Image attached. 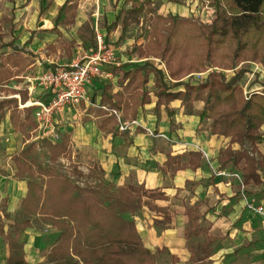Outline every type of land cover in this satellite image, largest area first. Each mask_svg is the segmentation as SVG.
Returning <instances> with one entry per match:
<instances>
[{
    "label": "trees",
    "instance_id": "trees-1",
    "mask_svg": "<svg viewBox=\"0 0 264 264\" xmlns=\"http://www.w3.org/2000/svg\"><path fill=\"white\" fill-rule=\"evenodd\" d=\"M79 1L66 0L58 10L53 27L46 31L60 33V27L74 25ZM132 1L134 11L138 13L152 9V0ZM209 6L214 10L211 23L173 14H155L146 33L140 36L143 41L136 42L133 49L141 61L123 63L120 90L111 92L109 86H104L100 99L94 101L110 116L109 121L116 123L117 118L111 111L122 112L124 119L132 122L140 107L152 103V92L158 98L155 108L159 110L165 105L170 117L174 111L169 108V103L179 99L186 106L187 114L198 115L201 122L211 119L212 132L230 139L219 158L220 167L236 166L244 161L241 167L244 183L262 184L264 156L256 145L264 141V89L247 95L241 80L251 72L256 76L251 84L264 86L259 73L254 72L255 64L264 69V0H211ZM119 23L122 26L120 39L123 40L130 19L120 14L109 23L105 18L100 31L107 46H112L108 38ZM33 39L34 32L20 50ZM8 45L13 46L14 42ZM13 60L10 54L5 60L0 57V75L4 71L7 79L12 77L8 63ZM3 80L0 77V82ZM151 82L154 90L148 86ZM14 91L0 99V123L9 115L15 130L29 124L37 130L33 107H21L30 100L29 88ZM195 101H203L204 107L197 110ZM100 106H107L108 110ZM247 142L253 145L257 156L245 149L238 156L232 155L234 145L243 147ZM51 143L52 159L71 156L67 137ZM37 146L36 142L26 144L24 149L12 155V159L18 175L26 173L30 177L28 193L22 201L24 209L51 217L60 231L54 243L53 253L57 258L54 264H155V254L143 244L134 215L146 204L151 210L164 212V221L171 222L166 208L152 203L166 199L168 195L159 188L147 190L145 186L133 184L80 186L70 176L43 165L35 156ZM187 155L194 162L192 167L200 165V151L191 150ZM177 157L169 155L168 160ZM199 208L198 203L186 207L188 235H199L206 230L199 224L200 219H204ZM30 226L29 219L16 223L13 242L21 248L20 255L14 246L11 247L7 264H26L20 239Z\"/></svg>",
    "mask_w": 264,
    "mask_h": 264
},
{
    "label": "crops",
    "instance_id": "crops-1",
    "mask_svg": "<svg viewBox=\"0 0 264 264\" xmlns=\"http://www.w3.org/2000/svg\"><path fill=\"white\" fill-rule=\"evenodd\" d=\"M65 1L0 0V33L4 34L2 36L4 41L19 40L24 44L34 32L30 47L26 46L24 50H20L23 45L18 46L14 43L10 46V51L0 50V57L3 60L9 54L15 59L8 63L12 77L7 79L5 72H1L0 77L4 80L0 82V99L5 95H11L14 90L23 88L11 86L10 82L14 79L25 77L26 80L33 81L39 75L45 74V66L34 67L37 63L32 61L35 59L33 54L37 53L33 46L37 47L39 41L45 46L49 41H44L45 36L54 38V35L58 34L46 29L53 27L58 10ZM162 1L166 13L160 14H179L184 18L192 17V12L197 6V0ZM114 5L104 13V21L106 18L111 23L120 14L127 17L128 14L124 10L133 12L135 9L132 0H114ZM28 8L34 10V19L24 24L20 14L26 13ZM8 17L13 19L9 31L6 30L4 23ZM120 27L121 23L116 30ZM139 38L143 41V37ZM31 56L32 60L29 59ZM132 56L127 61H141L134 57L137 56L136 52H133ZM25 60L28 61L24 66L26 71H22ZM106 75L110 77L111 73L108 72ZM5 86L10 87V91H3L2 88ZM29 102H33L31 97L30 101L21 107L31 106ZM155 105L156 98L153 96L152 103L140 107L135 123L124 131L119 130V124L109 121L110 116L99 108L100 113L95 109L89 113H86V109L85 113L69 112L66 118L72 122L63 123L61 130L64 131L63 137L69 139L72 149L71 156H67L70 162L77 165L80 174L101 172V184L115 187L133 184L145 186L147 190L159 188L168 195V198L158 199L152 203L166 208L171 216V222L164 221V212L151 210L146 204L134 215L145 246L152 252L167 248L182 262L192 258L185 236L189 225L186 207L198 203L199 212L204 216L199 224L204 228L205 224H208L210 241L216 242L206 256V264H264V218L246 207V199L240 189L236 190V183H239V180L225 177L231 167L236 166L229 164L224 168L220 167L219 156L228 146L230 139L212 132L211 119L201 122L198 115L187 114L178 99L170 104L171 110L174 111L171 117L165 105L159 110L155 109ZM203 106V101L195 102L197 110H201ZM1 123L12 124L9 115ZM262 130L264 131V126ZM191 150L202 153V160L197 167L191 166L194 162L187 155ZM257 150L264 155V141L257 143ZM254 153L258 155L257 152ZM169 155L178 157L168 160ZM185 159H188L189 164H183L182 160ZM206 159L209 163L205 161ZM238 173L243 175L242 169ZM209 178L208 187L203 180ZM263 185L264 183L252 182L246 184V187L248 190L262 192ZM216 189L218 193L214 192ZM246 196L257 203H264V191L250 195L246 193ZM156 224H161L159 231ZM218 237L223 239L219 240Z\"/></svg>",
    "mask_w": 264,
    "mask_h": 264
},
{
    "label": "rangeland",
    "instance_id": "rangeland-1",
    "mask_svg": "<svg viewBox=\"0 0 264 264\" xmlns=\"http://www.w3.org/2000/svg\"><path fill=\"white\" fill-rule=\"evenodd\" d=\"M152 1V9H147L141 14L136 11L126 12V10H124L125 13L128 14L127 17L130 19L131 24L127 31L126 37L123 40L120 39L122 27H120L119 30L112 31V33L109 35L108 40L112 46H115L123 63L127 62L129 57H133L132 51L134 49L135 43H140L142 39L139 37L146 33L153 16L160 12L166 13V10L164 9V2L162 0ZM210 2L211 0H197V6L194 9V12H192V17L189 18L196 19L201 23H211L214 17V10L211 6H209ZM116 5H118V3ZM114 6V0H80L76 23L74 25L62 26L61 32L57 35L55 34L54 38L45 36L44 41L46 42L49 40L46 42L45 46L41 41L38 42L37 47L33 46L37 54H33L35 59L32 60V56L29 57V59L37 63L34 67L39 65H42V67L45 66L44 73H46L49 69L54 70L52 67L53 65L56 66L55 69L69 67L72 63L81 60L85 55L96 52L97 48H94V44H97V35L102 34L100 28H103L104 13L106 10H110ZM44 11L45 10L43 9V12ZM33 15L34 10L28 8L26 13L20 14L21 21H23L24 24H26V22L30 23L34 19ZM176 16L181 17L179 14ZM12 21L13 19L11 17L5 19L4 23L7 31L11 29L9 25ZM37 32L39 31H36V33ZM3 35L4 34L0 36V50L3 49L4 51H10L11 47L8 45L9 41H4L2 37ZM13 42L18 46H24V44H22L19 40H14ZM28 47H30V44L27 45V48ZM134 57L137 58V56ZM153 60L156 62L160 61V59L157 58H153ZM27 63V60L23 62V69H21L22 71H26L24 66ZM18 71H20V69ZM108 72L111 73L110 77H106V73ZM254 72L259 73V80L264 84V69L262 65L255 64ZM41 75H39V77L33 81H28L25 79V77L22 79H14L10 82V85L23 88L30 86L28 88L33 102L47 101L54 95L53 93L49 92L48 89L44 87V85L41 84L40 78L44 74L42 76ZM23 76H25V74ZM121 76V67L106 68L103 76L98 77L95 82L87 89V99L85 101H83L79 106L66 105L63 110L57 111L54 116V126L56 133L59 135L58 139H52V134L48 135V133L44 134L39 132L38 129L34 130L30 124L25 126V128L15 130L11 123H0V264H7L9 262L10 249L13 246L17 254L20 255L21 248L13 242L15 236V225L17 222H22L26 219H29L31 222V226L23 231L20 239V245L25 251L24 258L26 260V264H54L57 259L53 253L54 243L60 234V231L54 226L51 217L27 212L24 209L22 201L28 193L27 183L30 177L26 173L18 175V169L14 160L12 159V155L22 150L26 144L36 142L38 146L35 151V156L43 165L54 168L60 174L70 176L72 180L77 182L80 186L99 187L101 184L100 179L102 178L101 172L94 171L79 174V170L76 168L77 165L70 162L67 156H60L56 160L52 159L51 142H58L63 138L62 132L64 131L61 130L62 124L66 122H72L71 119L67 120L66 118L69 112H72V114H78L79 111H83L85 113L84 109H86V113H89L92 109L98 111L99 109L96 106L98 105V102H95L94 100H99L103 86H109L111 88V92L120 90L119 79ZM255 78L256 76L250 72L247 73L241 80V84L245 88V94L248 95V93L252 91L264 89V86L261 83H255L253 85L251 84L254 82ZM151 79H153V75H151ZM148 86L151 90L155 89L153 82L149 83ZM2 89L3 91H10V87L8 86H5ZM151 94L152 97L155 96L153 92ZM155 98L157 102L158 98L156 96ZM171 102L172 101L169 103V108ZM181 104L184 106L186 111V106L182 103V101ZM31 106L33 107L32 116L38 125L37 120L39 106L37 104ZM97 113H100V111ZM120 114L124 119L122 112H120ZM118 122L119 121L117 118L116 124H118ZM243 149L247 150L246 152H256L253 150V145L250 142H247L243 147L240 145H234V151L232 155L238 156L240 152L243 151ZM223 153L219 157L222 158ZM205 161L209 163V160L206 159ZM182 162L184 165L189 164L188 159L182 160ZM243 165L244 161L241 162L240 165H236V167H231L229 173L224 176L232 180H238L234 174L241 170ZM203 182H205L208 187L210 186V178L203 180ZM188 187L190 186L188 185ZM239 189L240 185L237 182L236 190ZM246 190L247 194L249 195L262 193L264 191V189L262 192L259 190L255 191L253 189L248 190L247 187ZM214 192L218 193V189H216ZM182 194L184 195V193ZM156 225L158 226L157 230L159 231L161 224ZM205 226L206 230L202 233H199V235H195L193 233H190V235H188L189 233L185 234L188 245L187 247L190 249L193 255L189 261L182 262L176 255H172L169 249L162 248L156 250V252H153L155 254V264H206V256L212 251V245H215L216 242L211 243L210 237L208 236V224H205ZM218 239L222 240L223 237H218ZM142 242L145 245L143 239Z\"/></svg>",
    "mask_w": 264,
    "mask_h": 264
},
{
    "label": "built area",
    "instance_id": "built-area-1",
    "mask_svg": "<svg viewBox=\"0 0 264 264\" xmlns=\"http://www.w3.org/2000/svg\"><path fill=\"white\" fill-rule=\"evenodd\" d=\"M123 61L114 46H107L104 36L97 35V49L92 54L85 55L81 60L72 63L69 67L49 69L40 79L53 97L47 101L31 102V105L39 106L38 130L44 134H52V139H58L55 131L54 116L57 111L63 110L66 105L79 106L87 99V89L98 77H102L108 67H121ZM96 105V104H93ZM97 106V105H96ZM108 110L107 106H100ZM118 118L119 129L124 131L134 124L126 122L119 111L113 110ZM257 156L255 153H253ZM222 174H226L222 172ZM239 180L240 192L246 199V207L264 218V203H257L246 196V184L243 175L238 172L234 174Z\"/></svg>",
    "mask_w": 264,
    "mask_h": 264
},
{
    "label": "bare ground",
    "instance_id": "bare-ground-1",
    "mask_svg": "<svg viewBox=\"0 0 264 264\" xmlns=\"http://www.w3.org/2000/svg\"><path fill=\"white\" fill-rule=\"evenodd\" d=\"M28 104H29V105H31L32 103H31V102H29Z\"/></svg>",
    "mask_w": 264,
    "mask_h": 264
}]
</instances>
